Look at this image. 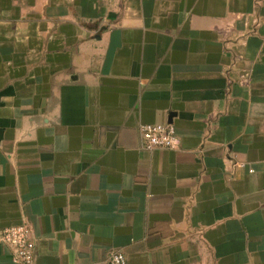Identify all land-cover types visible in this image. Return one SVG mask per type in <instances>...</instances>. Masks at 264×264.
Here are the masks:
<instances>
[{
  "label": "crops",
  "instance_id": "1",
  "mask_svg": "<svg viewBox=\"0 0 264 264\" xmlns=\"http://www.w3.org/2000/svg\"><path fill=\"white\" fill-rule=\"evenodd\" d=\"M23 222L33 264H264V0H0V230Z\"/></svg>",
  "mask_w": 264,
  "mask_h": 264
},
{
  "label": "built area",
  "instance_id": "2",
  "mask_svg": "<svg viewBox=\"0 0 264 264\" xmlns=\"http://www.w3.org/2000/svg\"><path fill=\"white\" fill-rule=\"evenodd\" d=\"M140 134L146 148H174L177 144L176 128L171 123H143ZM0 242L12 249L11 259L15 263L33 264L34 240L31 237L30 226L23 222L7 226L0 230ZM111 264H128L121 251H113L109 257Z\"/></svg>",
  "mask_w": 264,
  "mask_h": 264
}]
</instances>
